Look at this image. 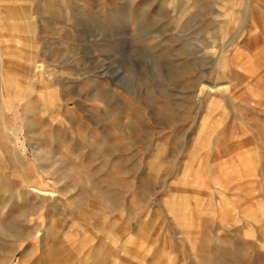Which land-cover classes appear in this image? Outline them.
<instances>
[{"label":"rangeland","instance_id":"rangeland-1","mask_svg":"<svg viewBox=\"0 0 264 264\" xmlns=\"http://www.w3.org/2000/svg\"><path fill=\"white\" fill-rule=\"evenodd\" d=\"M0 264H264V0H0Z\"/></svg>","mask_w":264,"mask_h":264},{"label":"bare ground","instance_id":"bare-ground-1","mask_svg":"<svg viewBox=\"0 0 264 264\" xmlns=\"http://www.w3.org/2000/svg\"><path fill=\"white\" fill-rule=\"evenodd\" d=\"M213 89V88H212ZM44 194H46V192H44Z\"/></svg>","mask_w":264,"mask_h":264}]
</instances>
